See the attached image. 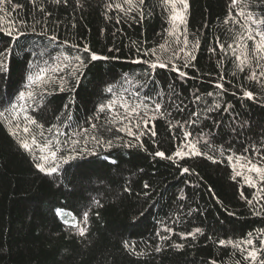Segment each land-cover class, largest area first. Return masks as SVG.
<instances>
[{"label":"snow or ice","instance_id":"6c2138e0","mask_svg":"<svg viewBox=\"0 0 264 264\" xmlns=\"http://www.w3.org/2000/svg\"><path fill=\"white\" fill-rule=\"evenodd\" d=\"M27 4L31 12L18 0H0V80L10 81L13 63L19 65L18 86L13 90L6 83L0 92V122L6 124L17 149L32 159L40 174L62 187L63 177L70 169L79 170L96 161L116 165L113 149L147 152L144 138L156 137V122L163 120L174 141V150L166 154L157 149L149 153L153 159L170 162L181 175L192 174L190 168L181 167L186 159L205 157L217 164L226 162L232 170V179L240 178L253 190L251 198L243 189L240 191V198L249 206L251 215L264 219V138L255 143L249 141L241 152H236L231 143L225 146L222 142L229 135L238 137L246 125L250 127L247 120L240 119L241 114L226 97H238L240 101L264 107V0H228L223 19L225 39L214 37V46L208 48L209 53L218 57L216 78L208 81L212 90L203 88L204 76L211 73L197 77L195 72L186 71H198L194 53L201 46L199 34L188 30L189 0H158L161 13L167 16L164 34L171 38L165 39L158 48L170 55L162 57L157 47L143 46L147 41L139 44L133 41L135 58L128 62L142 66V71L125 72L118 80L105 82L98 102L92 112L84 116L83 123L72 110L78 89L98 62L110 63L119 57L101 55L87 44L60 39L57 30L62 21L50 19L51 5L66 10L69 0H27ZM75 6L83 9V0H75ZM155 6L150 8L148 0H103L102 4L104 18L114 20L115 26L141 24L151 16ZM71 27H76L75 23ZM117 31L122 28L117 27ZM108 52L118 53L120 48H109ZM226 64L233 69L232 77L241 82L227 80ZM158 70L176 75L170 82L161 84L157 79ZM195 79L201 81L200 85L185 94L181 90L183 84ZM225 83L237 90L230 92ZM60 93H69L71 98L55 116L56 122L45 127L38 117L47 110L50 98ZM213 142L220 143V160L201 150L202 146L211 148ZM143 188L147 190L150 185L145 182ZM124 191L130 193L131 189L126 187ZM144 195L147 197L148 192ZM93 202L97 208L103 207L100 200ZM183 207L181 204L180 208ZM90 211H83L78 218L61 205L55 208L54 219H58L69 234L86 238ZM192 211L198 209H190L189 214ZM95 215L98 217L99 212ZM179 222V216L172 219L173 225ZM159 223L161 228L155 235L160 241L170 240L169 234L179 235L182 240H195L203 234L200 227L177 233L169 223ZM217 243L231 248L232 255L238 257L234 264H264V227L249 231L239 239H219ZM170 247L181 249L184 245L174 243ZM123 248L129 255H145L135 243L127 240ZM154 250L159 253L162 248L156 246ZM209 264L217 262L212 260Z\"/></svg>","mask_w":264,"mask_h":264},{"label":"trees","instance_id":"16d2710c","mask_svg":"<svg viewBox=\"0 0 264 264\" xmlns=\"http://www.w3.org/2000/svg\"><path fill=\"white\" fill-rule=\"evenodd\" d=\"M18 2L25 5L27 12L32 11L27 0ZM83 3V9L76 8L75 0H69L66 10L51 5L50 19L62 21L57 30L60 39L87 44L98 54L118 56L119 60L98 62L87 74L88 79L78 89L72 107L74 116L81 123L98 102L105 82L118 80L125 72L142 71V66L128 62L135 58L133 41L138 44L147 41L143 46L157 47L164 57L170 52L160 50L158 45L165 39L171 40L164 34L167 16L161 13L158 0H148L150 8L156 6L143 23L120 26H115L114 20L110 22L104 18L103 0H83ZM227 4L228 0H189L188 30L199 34L201 46L194 53L198 71H186L195 72L197 77L211 73V76H204L203 88L207 90H212L208 81L216 78L218 59L208 52V48L214 46V37L225 39L223 19ZM72 23L76 27H71ZM117 27L122 31H117ZM114 47L120 48V52L109 53L108 49ZM224 70L227 80L241 82L232 77L230 64H226ZM175 75L158 70L157 79L165 84ZM18 80L19 65L14 62L10 81L0 80V92L6 83L14 90ZM200 83L199 79L189 80L181 90L187 94ZM225 86L230 92L237 90L227 83ZM70 98L69 93L51 97L47 110L38 117L40 122L45 127L55 123V116ZM226 99H230L236 112L241 114L240 119L247 120L250 125H246L238 137L229 135L222 140L225 146L231 143L236 152H241L249 141L255 143L264 138V107L230 95ZM156 131V137L144 138L147 152L113 149L116 165L96 161L79 170L70 169L63 177V186L59 187L35 169L32 159L17 149L6 124L0 122V264H209L212 260L217 264H234L238 257L232 255L231 248L220 247L217 241L239 239L249 231L264 227V219L251 215L249 206L240 198L242 189L249 198L253 190L240 178L232 179V170L226 162L217 164L205 157L186 159L181 162V167L190 168L192 174L181 175L170 162L153 159L149 153L157 149L166 154L174 150V141L165 121L156 122ZM219 148L220 143L213 142L211 148L202 146L201 150L220 160ZM145 182L150 185L147 190L143 188ZM126 187L131 189L130 193L124 191ZM68 192L71 195H67ZM97 199L103 207L97 208L93 202ZM61 205L78 218L83 211L92 210L86 238L69 234L58 219H54L55 208ZM190 209L198 211L189 214ZM228 212L235 215L229 216ZM177 216L180 222L173 225L172 219ZM160 221L169 223L177 233L200 227L203 234L195 240H182L179 235L169 234L170 240L160 241L155 235L161 228ZM126 240L135 243L145 255H129L123 248ZM174 243L184 247H170ZM156 246L162 251L155 252Z\"/></svg>","mask_w":264,"mask_h":264}]
</instances>
